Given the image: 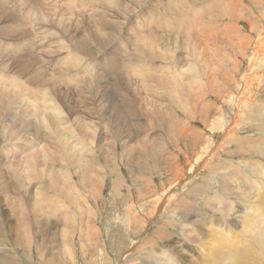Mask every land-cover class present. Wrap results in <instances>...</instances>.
Instances as JSON below:
<instances>
[{
	"label": "rangeland",
	"instance_id": "1",
	"mask_svg": "<svg viewBox=\"0 0 264 264\" xmlns=\"http://www.w3.org/2000/svg\"><path fill=\"white\" fill-rule=\"evenodd\" d=\"M198 1L0 0V73L7 72L0 77L17 78L27 91L35 88L28 98L37 101L41 93L42 104L51 99L63 120L62 126L47 116L34 121L30 109L37 103L24 99L25 90L19 89L21 99L17 89L14 93L0 81V264H229L212 259L236 248L216 239H229L220 232L229 229L232 237L241 239L239 233L248 237L244 244L255 255L248 264H264V237L259 231L264 229V191H258L262 197L254 195L264 190V184L258 186L264 178V38L255 40L259 64L251 69L248 65L251 42L263 35L264 22L256 23L262 15H253L262 0L242 5L244 13L231 21L219 17L226 10L240 11L233 6L235 0ZM111 5H119L124 15L113 17ZM215 16L218 19L212 21ZM62 22L67 32L57 26ZM99 33L114 36V41L98 48L90 38ZM156 35L168 40L165 47L160 44L151 51L159 57L143 44L146 37L151 43ZM77 39L92 46L90 55L76 47ZM107 48L112 56H120L122 66L147 55L143 60L152 61L154 69L165 63L166 68L173 65L172 70L187 67L183 74L187 79L178 76L177 83L147 63L143 83L123 68L115 70L119 82H113L105 72ZM163 58L171 60L163 65ZM52 62L59 67L53 68ZM87 63L99 69L85 74ZM246 74L249 79L256 75L251 90L238 84ZM71 75L68 85L62 82ZM95 76L100 78L97 83ZM112 84L130 89L131 127L124 128L110 111L105 93ZM2 90L12 95L9 100L16 106L7 104ZM63 128L86 147L69 154L58 142ZM175 181L165 205L159 203ZM235 188L243 194L245 188L255 197L244 204L233 196ZM216 200L227 213L216 212ZM255 207L263 213L259 225L241 231L257 215ZM204 239L216 244L209 247ZM199 255L206 262L201 263ZM243 258L242 264H247Z\"/></svg>",
	"mask_w": 264,
	"mask_h": 264
},
{
	"label": "bare ground",
	"instance_id": "2",
	"mask_svg": "<svg viewBox=\"0 0 264 264\" xmlns=\"http://www.w3.org/2000/svg\"><path fill=\"white\" fill-rule=\"evenodd\" d=\"M176 1V0H175ZM184 1V0H183ZM193 1V0H192ZM196 1V0H195ZM198 1V0H197ZM222 1H224V0H222ZM222 1L220 2V3H222ZM236 1V4L235 5H233V6H235L236 8L239 6V8H240V11H238V10H226V9H228V8H226L225 10V12L224 13H220L221 14V16L219 17L220 19L221 18H228L230 21L231 20H235L237 17H239L242 13H244V9H242V5H244L245 3H247V4H249V3H252L253 5H256V2H254V1H256V0H235ZM264 0H262V4L261 5H259V6H262L263 7V5H264V2H263ZM23 2V1H22ZM21 2V3H22ZM136 2H137V0H136ZM180 2V1H179ZM199 2V1H198ZM197 2V3H198ZM218 2V1H217ZM225 3H229V2H225ZM233 4V3H232ZM54 5V4H53ZM172 5H174V4H172ZM225 5V4H224ZM227 5V4H226ZM258 5V4H257ZM119 5H116V6H112L111 5V7H113L114 8V10H113V13H111L112 15H113V17H115V15H117L118 13H124V9H119V7H118ZM48 7V6H47ZM175 7H177V6H175ZM179 7H181L180 5H179ZM221 7V6H220ZM235 7H233V8H235ZM262 7H260L259 8V10H258V13H253V15H254V17L255 16H257V15H262V17H260V16H258V20L256 21V23L258 24V25H260L261 24V21H263L264 22V8L262 9ZM181 8H183V7H181ZM54 9V8H53ZM172 10H173V8H171ZM238 9V8H237ZM261 9V10H260ZM48 10V9H47ZM172 12V11H171ZM184 12H186V11H183V13ZM189 12V11H188ZM226 13V14H225ZM149 14V13H148ZM174 14H176V12H175V10H174ZM173 14V15H174ZM102 15V14H101ZM124 15V14H123ZM184 15H185V13H184ZM183 15V16H184ZM122 16V15H121ZM149 16V15H148ZM154 16V15H153ZM127 17V16H126ZM150 17V16H149ZM185 17H186V15H185ZM189 17V16H188ZM241 17V16H240ZM151 18V17H150ZM35 19V18H34ZM186 19V18H185ZM189 19V18H188ZM198 19V18H197ZM218 19V17H213L212 18V21H216ZM37 20V19H36ZM35 20V21H36ZM65 21V20H64ZM113 21H114V19H113ZM152 21H154V20H152ZM169 21V20H168ZM188 21V20H187ZM197 21V20H196ZM115 22V21H114ZM117 22V21H116ZM184 23H187V22H185V21H183ZM189 22V21H188ZM210 22V21H209ZM65 22H62V23H59L57 26L58 27H62V25L64 24ZM113 23V22H112ZM148 22H146V24H147ZM155 23L156 22H153V25H155ZM194 24L196 23V22H193ZM10 24V23H9ZM114 24V23H113ZM112 24V25H113ZM146 24H143L144 26H146ZM148 24H151V23H148ZM147 24V25H148ZM170 24V23H169ZM188 24V23H187ZM190 24V23H189ZM236 24V23H235ZM27 25V24H26ZM64 25H66V24H64ZM124 25V24H123ZM152 25V24H151ZM195 25H198V23H196ZM254 25V24H253ZM19 26V25H18ZM115 26V25H114ZM150 26V25H149ZM172 26V25H171ZM235 26V25H234ZM252 26V25H251ZM261 26V25H260ZM4 27V26H3ZM116 27H117V25H116ZM152 27V26H151ZM188 27H189V25H188ZM123 28V27H122ZM177 28V27H176ZM182 28V27H181ZM180 28V29H181ZM190 28V27H189ZM235 28V27H234ZM21 29V28H20ZM61 29H64V32H67V30L69 29H67V26H63ZM105 29V28H104ZM115 29V28H114ZM152 29V28H151ZM179 29V28H178ZM183 29V28H182ZM186 28L184 27V29L183 30H185ZM191 29V28H190ZM236 29V28H235ZM262 29V28H261ZM103 30V29H102ZM119 30V29H118ZM124 30V29H123ZM135 30V29H134ZM171 30H173V28L171 29ZM182 30V31H183ZM238 30V29H237ZM255 30V29H254ZM17 31V30H16ZM20 31V30H19ZM101 31V30H100ZM174 31V30H173ZM187 31H188V28H187ZM15 32V31H14ZM139 32V31H138ZM5 33V32H4ZM18 33V32H17ZM21 33V32H20ZM27 33V32H26ZM26 33H25V35H26ZM89 33V32H88ZM172 33V32H171ZM170 33V34H171ZM223 33V32H222ZM19 34V33H18ZM139 34L141 35V32H139ZM158 34V33H157ZM168 34V33H167ZM225 34V33H224ZM135 35H136V33H135ZM163 35V34H162ZM161 35V36H162ZM21 36H23V34L21 33ZM27 36H28V34H27ZM120 36H121V34H120ZM144 36V35H143ZM169 36V35H168ZM177 36V35H176ZM235 36H237V33H236V35ZM92 37L93 36H91V40H92V42H94L96 45H98V48H101V47H104V45L105 46H109V44H110V42H113L114 40V36H112V38H111V36L110 35H108L107 37L105 36V38L103 37V35H102V33H99V34H97V35H95L94 37H93V39H92ZM166 37V36H165ZM165 37H159L158 35H156L155 37H153L152 38V40H153V42H149L148 41V39H150L149 37H146V39H145V41H143V44L145 43L146 44V47L145 48H149V49H151L149 52L151 53V51L152 50H155V48L157 49L158 47H159V45L160 44H163V47H165L164 45L165 44H168V42H166V41H168V40H166V41H164L166 38ZM138 38V37H137ZM145 38V37H144ZM177 38H179V37H177ZM259 38H264V28H263V35H260V36H257L255 39H254V41H252L251 43H252V46H253V49L251 50V52H252V55L250 56V58H249V60H248V65H249V67H250V69H251V66L252 67H254L255 65L257 66L259 63H258V61H260L261 60V55H259V52H258V48H257V42L255 41V40H257V39H259ZM26 39V38H25ZM28 39V38H27ZM102 39H104L105 41H103ZM175 39V38H174ZM231 39H232V36H231ZM235 39V38H234ZM239 39V38H238ZM246 39V38H245ZM30 39H28L27 41H29ZM113 40V41H112ZM144 40V39H143ZM177 40V39H176ZM229 40V39H228ZM247 40V39H246ZM19 41V40H18ZM67 41V40H66ZM171 41H173V40H171ZM230 41V40H229ZM232 41V40H231ZM70 42H72V40L70 41ZM135 42V41H134ZM137 42H140V41H137ZM136 42V43H137ZM148 42V43H147ZM245 43V41H241V43L242 44H244ZM141 43V42H140ZM165 43V44H164ZM240 43V44H241ZM24 44V43H23ZM22 44V45H23ZM70 44H72V43H69V45ZM90 44V43H89ZM113 44V43H112ZM138 44V43H137ZM149 44H150V46H149ZM230 44V43H229ZM19 45V44H18ZM28 45V44H27ZM75 45H77L76 47L78 48V49H80L81 51H84V52H86V54H88V55H90L91 54V51L92 50H90V48L89 47H92V46H88L87 45V43H86V41H84V42H82L81 41V39H77V42L75 41ZM92 45V44H91ZM103 45V46H102ZM156 46V47H152V46ZM171 45H173V44H171ZM245 45H246V43L244 44V46L242 47V48H244L245 47ZM67 46V45H66ZM66 46H64V47H66ZM74 46V45H73ZM72 46V47H73ZM134 46V45H133ZM167 46H169V45H167ZM34 47V46H33ZM68 47V46H67ZM131 47V46H130ZM170 47H173V46H170ZM26 48V47H25ZM77 48H76V51H77ZM133 48V47H132ZM138 48V47H137ZM221 48V50L224 52V51H226V49L225 48H222V47H220ZM5 49V48H4ZM36 49V48H35ZM43 49V48H42ZM64 49V48H63ZM105 49V48H104ZM108 49V48H107ZM135 49V48H134ZM141 49H144L143 47L141 48ZM160 49V48H159ZM168 49L170 50L171 48H169L168 47ZM177 49H179V48H177ZM28 50H30L29 48H27V51ZM68 50H69V47H68ZM75 50V49H74ZM109 50H111L110 48L108 49V52L107 53H105L106 55H107V57H108V63H106V66L105 67H107L108 68V70H107V68L105 69V72H107L109 75H111L112 77H113V79L111 78V80L113 81V82H119V80H117V79H115V77H114V74H117L116 72L117 71H115V70H117V69H120V71H122L121 69L123 68V70H124V72L125 71H128V72H130V71H133V73L134 74H136L137 76H138V78H140V81L143 83V81L144 80H142L143 78V72H145L146 71V73L145 74H147V63H153L152 61H148V60H143L147 55L145 54V52L143 53V55L145 54L146 56L143 58V59H141V60H137V62H135V63H126V64H124L125 66H122L121 64H123V62L122 63H120V60L118 59L119 57H115V56H112V54H111V52L109 51ZM113 50H115V51H118L117 49H113ZM137 50V49H136ZM146 50H148V49H146ZM161 50H162V46H161ZM164 50H166V48H164ZM7 51V50H6ZM125 51V50H124ZM135 51V50H134ZM234 51V50H233ZM241 51V50H240ZM11 52V51H10ZM110 52V53H109ZM127 52V51H126ZM125 52V53H126ZM129 52H131V49H130V51ZM138 52H139V50H138ZM148 52V51H147ZM146 52V53H147ZM153 52V51H152ZM176 52V51H175ZM178 52H180V51H178ZM183 52V51H182ZM245 52V51H244ZM249 52V51H248ZM17 53V52H16ZM52 53H54V52H51L50 51V54H52ZM67 53V52H66ZM69 53V52H68ZM150 53H148V54H150ZM154 53V52H153ZM153 53H151L152 54V56L153 57H157L158 56V54H153ZM160 53H161V51H160ZM226 53V52H225ZM99 54V53H98ZM127 54V53H126ZM162 54V53H161ZM173 54H174V52H173ZM173 54H171L172 56H170V58L172 59V57H173ZM236 54V53H235ZM243 54V53H242ZM85 55V54H84ZM95 55H96V53H95ZM139 55V54H138ZM155 55V56H154ZM183 55V54H182ZM23 56V55H22ZM92 56H94V55H92ZM122 56V55H121ZM128 56V55H127ZM151 56V55H150ZM151 56V57H152ZM160 56V55H159ZM158 56V57H159ZM71 57V56H70ZM130 57V56H129ZM133 57V56H132ZM132 57H130V59L132 58ZM135 57V56H134ZM139 57H141V56H139ZM182 57L183 56H181V58H173L174 60H176L174 63H179V61H180V59L182 60ZM28 58L30 59V52L28 51ZM170 58H163L164 60H163V65H164V63H165V61H169L170 62ZM1 59V58H0ZM14 59H16V58H13V60ZM133 59V58H132ZM135 59V58H134ZM156 59H159V58H156ZM91 60V59H90ZM127 60H128V57H127ZM151 60H152V58H151ZM154 60H155V58H154ZM153 60V61H154ZM16 61V60H15ZM15 61H13L14 63H16ZM20 62H22L21 61V59L19 60ZM67 60H65V62H66ZM140 61H144V62H140ZM19 62V63H20ZM30 62V61H29ZM126 62V61H125ZM162 62V61H161ZM172 62V61H171ZM5 63V62H4ZM8 64H10V62H7ZM7 63H6V65H7ZM64 63V62H63ZM63 63L62 62H58V64H60V65H63ZM90 63V62H89ZM65 64V63H64ZM88 64V63H87ZM148 64V65H149ZM151 64H150V66H151ZM156 64V63H155ZM170 64V63H169ZM21 65V64H20ZM51 65H53L54 67L53 68H55L56 69V67H59V66H55L54 65V63L52 62L51 63ZM89 66H87V68L85 69V71H84V73L85 74H89V73H91V72H95L97 69H99L98 68V65L97 64H93V65H90V64H88ZM165 65L166 66H156V68L155 69H157L158 70V73H159V71L161 72V71H164V73L165 72H167V73H165V74H168L167 76H169V77H171V80L174 78H179L178 76H182L183 74H184V70L185 69H187V67H184V66H178L176 69H174V70H172L173 69V65H169V68H166V67H168V65H167V63H165ZM23 66V68H25L24 67V64L22 65ZM150 66H149V68H150ZM153 66V65H152ZM151 66V68L152 69H154L153 67H155V65L152 67ZM188 67H190L191 69H192V67L191 66H188ZM217 67V66H216ZM166 68V69H165ZM1 69V68H0ZM17 69V68H16ZM154 69V70H155ZM214 69H215V67H214ZM130 70V71H129ZM150 70V69H149ZM4 71V70H3ZM3 71H1V73L3 72ZM27 71V70H26ZM119 71V72H120ZM4 72H6V71H4ZM118 72V73H119ZM151 72H153V71H151ZM0 73V75H2V74H4V73H2L1 74ZM7 73V72H6ZM154 73V72H153ZM185 73H187V71L185 72ZM227 73H228V71H227ZM60 73H57L56 75H59ZM119 74H121V73H119ZM148 74H149V72H148ZM152 74V73H151ZM250 74V73H249ZM97 75V74H96ZM108 75V76H109ZM150 75V74H149ZM149 75H148V77H149ZM154 75V74H153ZM164 75V74H163ZM185 75H187V74H185ZM7 76V75H6ZM23 76V75H22ZM21 76V77H22ZM25 76V75H24ZM159 76H160V74H159ZM166 76V75H165ZM167 76H166V79H167ZM68 78L67 79H65L64 81H62V82H65V81H68V83H67V85L69 84V81H70V79H71V77H72V75L71 76H67ZM96 78H94V79H97L96 80V83L97 82H99L100 81V78H99V76H95ZM106 77V76H105ZM169 77H168V80H169ZM183 77H184V75H183ZM187 77V76H186ZM186 77H184V79H187ZM255 77V79H256V75L254 76ZM253 77V78H254ZM10 78V77H9ZM160 79H163L162 81L164 82V78H161V77H159ZM177 78L175 79L176 81L175 82H177V81H179V80H177ZM253 78H251L250 77V79H249V76L246 74V76L244 75V76H242L241 77V80L240 81H238V84L241 86V88L243 89H249V90H251L252 89V84H253V82H254V80L255 79H253ZM13 79L14 80H12V79H7V78H2V77H0V81H1V85L3 84H6L7 86H10L11 88V90H14V89H17V94H16V96H20V95H24L25 94V96H24V99L25 100H29L28 102H32V104L33 105H35L36 103V109H35V107L34 108H32L33 109V111H32V109H30L31 111V115H32V117H33V119H34V121H39V120H44V118L47 116L48 118H53V119H55V120H57V121H59V123H60V125L62 126L63 124H62V119H61V116H62V112H61V110L58 108V107H56L55 106V104H54V102L50 99V101L47 103V104H42L41 103V99H42V95L43 94H41L40 93V98L37 100V101H35V100H32V99H29L28 98V95H31L32 94V92L31 91H37V90H35V88L34 89H32V87H31V89H30V91H27V90H25L27 87L26 86H23L24 84H22L23 82H20L17 78H15V77H13ZM89 79V78H88ZM91 79V78H90ZM119 79H120V81H122L121 79L122 78H120V75H119ZM183 79V80H184ZM236 79V78H235ZM92 81H93V78L91 79ZM90 80V81H91ZM101 80H103L102 78H101ZM157 80H159V79H157ZM52 81L54 82V84H55V81H58V80H56V78H54V79H52ZM85 81V80H84ZM90 81H88V82H90ZM179 82H181V81H179ZM179 82H177V83H179ZM78 83H79V81L78 80H76L75 81V84H77L78 85ZM90 83H93V82H90ZM176 83V84H177ZM182 83H184V82H182ZM181 83V84H182ZM188 83L189 82H185V85H188ZM53 84V85H54ZM95 84V83H94ZM172 84H173V82H172ZM32 85V84H31ZM173 85H175V84H173ZM177 85H180V84H177ZM111 86H113V87H111V89H109L106 93H105V96L107 97V99H109V103H110V111L111 112H115L116 113V119L123 125V127L124 128H128V127H131V125H130V122H129V120H131V117H133L134 115H132V112L128 109V106L133 102L132 100H134V99H131V96H130V89L127 87H124L123 89H120L119 87H117L116 85H114V84H112ZM263 85H261V87H262ZM4 87V86H3ZM6 87V86H5ZM181 87V86H180ZM187 87V86H186ZM7 88V87H6ZM9 88V87H8ZM182 88H184V87H182ZM182 88H181V90H182ZM19 89L21 90V92H19ZM29 89V88H28ZM40 89H42L43 90V88H38V90H40ZM3 90H5L4 88H3ZM2 90V92L3 93H6V91L4 92ZM22 90H25V91H23L24 92V94H19V93H22ZM126 91H129V92H126ZM183 91V90H182ZM19 92V93H18ZM116 92V93H115ZM8 93H13V92H11V91H8ZM14 93H15V90H14ZM129 93V94H128ZM28 94V95H27ZM117 94H120L121 96H123V97H127L128 99L125 101H123V100H121L120 98H119V96L117 95ZM4 95H7V93L6 94H4ZM180 95H181V93H180ZM11 97H12V95H10ZM9 95H7L6 97H8V102H7V104H9V106H16V104H12V101H11V99L12 98H10V100H9V97H10ZM14 96V95H13ZM15 96V97H16ZM114 97V98H113ZM19 98H21L22 99V97L20 96ZM111 98V99H110ZM113 98V99H112ZM233 98V97H232ZM5 99H7V98H5ZM20 99V100H21ZM21 100V102L20 103H23L22 101H24L25 102V100ZM2 96H1V93H0V103L2 102ZM180 100V99H179ZM27 102V101H26ZM27 102V103H28ZM27 103H25L26 105H27ZM35 103V104H34ZM1 105V104H0ZM28 105H29V103H28ZM33 105H31V106H33ZM25 106V105H24ZM27 108V107H26ZM2 110H3V106H0V116L2 115ZM36 112V113H35ZM26 114V116H28V114L27 113H25ZM177 115V114H176ZM128 120H127V119ZM124 122H125V124H124ZM213 127V126H212ZM227 130V129H226ZM224 131H225V129H224ZM58 137H59V139H58V142H59V144H60V146L61 147H63L64 149H66L67 150V152H69V154L70 153H72L73 151H75L76 149H78V147H86V145H84V144H81V141L80 140H78V139H76L75 137H73L72 135H69V134H66V131H65V128H63L62 130H61V132L59 133V135H58ZM71 141V142H70ZM209 145V144H208ZM208 145H206V146H208ZM205 146V147H206ZM203 155V154H202ZM192 170V168H190V171ZM245 176V175H244ZM242 177V176H241ZM236 178H238L237 176H236ZM259 178H260V176H259ZM234 179V178H233ZM231 180V179H230ZM235 181H236V179H234ZM237 182H241V179H240V177H239V181H237ZM243 182H245V181H243ZM233 183V182H232ZM90 184H92V187H93V185H94V183H92V182H90ZM177 183H176V181L173 183H170V187L163 193L164 195L162 196V198L163 199H161L160 200V202L159 203H161V204H164L165 203V201L169 198V194H170V190L172 189V188H174L175 187V185H176ZM229 184H230V182H229ZM240 184V183H239ZM264 184V178L262 177V179L260 178V182H259V184H258V186H261V185H263ZM246 185H248V184H246ZM251 185V184H250ZM236 186H238V185H236ZM257 186V187H258ZM247 187V186H246ZM251 187V186H250ZM257 187H256V189H257ZM97 189V187L95 188V191H97L96 190ZM242 189V188H241ZM255 189V188H254ZM165 190V189H164ZM245 190V194H243L241 191L242 190H238V188H235V190H234V195L233 196H237L236 198H239L241 201H242V203H247V201L249 200V199H251V198H253V197H262L263 195L262 194H260V193H258V191L260 192V191H264V190H257V193L255 194L254 193V195H252V194H250V192H248L247 191V189H245V188H243V191ZM224 192V191H223ZM241 192V194H239ZM247 192H248V194H247ZM256 192V191H255ZM264 193V192H263ZM222 196V195H221ZM220 196V197H221ZM239 196V197H238ZM217 197V196H216ZM223 197V196H222ZM160 199V198H159ZM216 199H218V198H216ZM222 199H224V198H222ZM238 199V200H239ZM231 200V199H230ZM232 201V200H231ZM236 201V200H235ZM215 202V201H214ZM234 202V201H233ZM232 202V203H233ZM240 202V201H239ZM216 203H218L217 204V208H215V210H216V212H218V213H227V212H225L226 211V208H223L222 206H221V204L222 203H220L219 204V201H217L216 200ZM235 203V202H234ZM160 204V205H161ZM165 205V204H164ZM224 205V204H223ZM226 205V204H225ZM224 205V206H225ZM236 206H238L237 204H236ZM240 206V205H239ZM238 206V207H239ZM161 207V206H160ZM255 209V212L257 213V215L255 216V218H253L252 217V220H251V223H248L247 225H244V227L242 228L243 230H241V231H250V226L248 227V225H253V224H257V226L259 225V223H260V221H261V219H262V216H263V213H262V211L258 208V207H255L254 208ZM229 212H231V210L229 211ZM158 213V212H157ZM207 215V214H206ZM219 215V214H218ZM227 215V214H226ZM155 216H156V214H155ZM213 216H215V215H213ZM224 216V215H223ZM222 216V217H223ZM232 217V216H231ZM221 218V217H220ZM227 218H230V217H228L227 216ZM203 218H201V222L202 223H205V224H208V223H210V220H208V221H206L205 219V221L204 220H202ZM207 219V218H206ZM223 219V218H222ZM215 220V219H214ZM226 220V219H225ZM222 221V220H221ZM245 221V220H244ZM151 222V221H150ZM219 222V221H218ZM226 222V221H225ZM243 222V221H242ZM224 223V222H223ZM222 224V223H221ZM225 225H226V223H225ZM224 225V226H225ZM243 225V224H242ZM227 226V225H226ZM211 227V226H210ZM220 227V226H219ZM239 227V226H238ZM223 229H224V227H223ZM229 229V228H228ZM204 231H206L207 232V228L206 227H204V229H203ZM230 229L228 230V231H220L221 233H225L227 236H231V237H229V239H224V238H222V237H220V236H217L216 237V239L217 240H219L220 241V243L221 244H225V245H227V246H230V247H233V246H235L236 248H233V249H231V250H228L227 252H225V253H219V255H214L213 257H212V259L214 260L216 257H218L219 259H221V261H223V262H228L229 264H236L238 261H240V263L242 264L243 262H242V258L244 259V262L245 263H250V262H253L254 261V257H255V255L252 253V249H251V247L249 246V244L248 245H245L244 243L245 242H247L248 241V239H246V238H248V237H246V236H244L242 233H239V234H241L242 236V238L241 239H238V236H233L232 237V235L230 234ZM259 231H262L261 232V234H260V237L262 238V237H264V229H260L259 228ZM215 231H213L212 233H214ZM244 233V232H243ZM209 234V233H208ZM246 235H248L249 236V234H247L246 233ZM210 236V235H209ZM226 238V237H225ZM246 239V240H245ZM250 239H251V236H250ZM249 239V240H250ZM214 240V239H213ZM235 240L237 241V242H235ZM240 240H242V241H240ZM204 242H205V244H207V245H209V247L211 246V245H215L216 244V242L215 241H211V240H209V239H204ZM248 243V242H247ZM223 244V245H224ZM162 257H166V253H164V252H160L159 253ZM224 254V255H223ZM223 255V256H222ZM199 260H200V262L202 263V262H206V261H204V260H202L203 259V257L201 256V255H199ZM239 263V262H238ZM155 264H160V263H155ZM213 264H215V262L213 263Z\"/></svg>",
	"mask_w": 264,
	"mask_h": 264
}]
</instances>
